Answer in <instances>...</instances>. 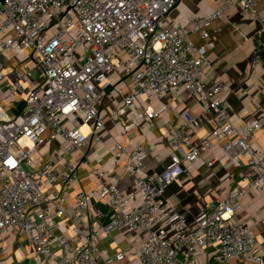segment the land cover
I'll list each match as a JSON object with an SVG mask.
<instances>
[{
	"label": "built area",
	"instance_id": "1",
	"mask_svg": "<svg viewBox=\"0 0 264 264\" xmlns=\"http://www.w3.org/2000/svg\"><path fill=\"white\" fill-rule=\"evenodd\" d=\"M180 1L0 0V237L9 231L25 237L35 248L34 264H108L98 243L101 234L115 231L144 234L139 264H199V251L208 247L215 248L216 264H264L251 227L237 219L241 199L264 193V150L254 146L264 132V109L234 126L222 98L224 82L207 84L203 76L216 47L210 30L230 10L251 17L264 48V0H218L207 17L186 25L172 17ZM120 74L133 86L123 109L137 111L138 101L146 100L138 123L157 118L153 103L172 92H186L202 112L176 114L182 125L169 133L175 154L158 176L145 173L144 147L111 149L114 163L127 160L124 169L136 185L131 193L101 186L111 215L103 226L90 194L79 191L69 213L60 191L79 182L73 158L87 145L83 129L92 126L95 135L104 128L98 91L107 92ZM206 123L213 131L193 146L192 132ZM59 142L55 158L42 154ZM221 142L226 157L243 168L242 186L190 223L170 207L166 191Z\"/></svg>",
	"mask_w": 264,
	"mask_h": 264
},
{
	"label": "crops",
	"instance_id": "2",
	"mask_svg": "<svg viewBox=\"0 0 264 264\" xmlns=\"http://www.w3.org/2000/svg\"><path fill=\"white\" fill-rule=\"evenodd\" d=\"M219 5L218 0H181L173 14L176 22L186 25L193 18L207 17ZM210 32L216 47L210 54L209 65L203 68V76L207 84L218 80L224 82L223 101L233 125L241 127L264 109L263 39L251 17L239 10L228 11L224 21L216 23ZM192 40L196 46L203 45L197 36H192ZM4 58L10 60L8 55ZM132 87V82L120 74L113 78V86L107 92L98 91L99 113L104 128L95 135L92 134V126L83 129L88 135L87 145L73 158L79 164L80 180L60 191L66 198L64 207L69 213L73 212L74 197L79 191L90 194L91 208L94 213L102 215L100 223L103 226L110 224L111 215L107 204L100 199L101 186L115 184L131 193L136 185L135 178L124 169L127 160L114 163L111 149L117 144L129 152L137 146L144 147L145 173L147 176H158L175 154L169 133L182 125L176 114L198 116L202 112L201 105L186 92H172L153 103L152 108L159 114L157 118L138 123L137 113L145 107L146 100L138 101L137 111H129L121 106V101L130 94ZM213 129L212 124L206 123L200 131H193L192 145L198 146ZM223 145L224 142L218 143L211 151L204 153L199 162L187 166L186 174L166 191L170 207L187 215L190 223L203 216L212 202L227 198L242 186L239 175L243 168L226 157ZM254 146L264 150L263 131L256 134ZM62 148L59 142L41 152L55 158ZM97 173H104L107 178L101 180ZM117 176L119 178L116 179ZM241 205L237 219L251 227L257 251L264 259V193L247 195L241 199ZM61 233L67 238L72 237L70 231L63 230ZM143 239L142 233L115 231L110 235L101 234L98 248L107 251L108 264H139L137 252ZM3 248H7V251L2 252ZM34 257L35 248L25 237L17 236L13 231L0 237V264H34ZM215 257L214 247L201 250L199 264H216Z\"/></svg>",
	"mask_w": 264,
	"mask_h": 264
},
{
	"label": "rangeland",
	"instance_id": "3",
	"mask_svg": "<svg viewBox=\"0 0 264 264\" xmlns=\"http://www.w3.org/2000/svg\"><path fill=\"white\" fill-rule=\"evenodd\" d=\"M172 17H173V19L175 20V16H174V14L172 15Z\"/></svg>",
	"mask_w": 264,
	"mask_h": 264
}]
</instances>
